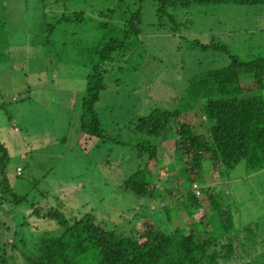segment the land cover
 I'll return each mask as SVG.
<instances>
[{"label":"rangeland","instance_id":"374dc122","mask_svg":"<svg viewBox=\"0 0 264 264\" xmlns=\"http://www.w3.org/2000/svg\"><path fill=\"white\" fill-rule=\"evenodd\" d=\"M138 9L143 15L140 35L115 52L114 64L105 65L108 87L97 111L107 136L87 135L81 116L88 74L102 62L105 40L123 34ZM157 9L155 0H0V142L9 154L7 182L30 199L24 209L15 208L17 214L7 210L12 205L0 204V236L15 233L18 217L26 214L33 228L25 227L18 239L25 253H35L44 237L64 232L57 220L29 217L32 202L44 209L60 207L68 215L94 212L100 223L124 235L141 218L138 213L153 209L164 230L177 222L185 230L204 228L193 219L194 208L184 205L187 195L193 202L194 191L182 159L170 156L159 162L158 167H168L163 175L160 169L140 175L154 184L156 195L174 193L169 200L159 195L157 202L151 194L141 198L124 187L141 166L145 169L132 147L142 135L135 122L155 108L182 111L185 117L192 110L189 81L197 73L229 65L231 55L250 60L264 54V5L193 4L163 14ZM171 14L180 23L178 32L172 30ZM211 42L227 45L230 52L202 47ZM200 118L187 117L196 130ZM208 162L204 170L215 183L217 208L229 209L233 217L234 229L227 233L257 227L239 235V251L250 264H264V168L252 171L241 162L218 182ZM200 198L205 202L207 194L202 191ZM217 208L209 226L214 235L224 226ZM18 253L16 262L22 264Z\"/></svg>","mask_w":264,"mask_h":264},{"label":"trees","instance_id":"16d2710c","mask_svg":"<svg viewBox=\"0 0 264 264\" xmlns=\"http://www.w3.org/2000/svg\"><path fill=\"white\" fill-rule=\"evenodd\" d=\"M155 1L158 3L159 14L193 4L264 5V0ZM142 20V11L138 9L125 24L123 34L106 39L101 53L102 62L95 64L88 74L87 90L82 100L84 112L81 116V128L87 135L101 138L107 136L97 111L102 93L108 87L105 65L114 64L115 52L125 50L130 39L140 35ZM171 20L172 30L178 32L180 23L174 14H171ZM202 47L230 52L227 45L215 42ZM97 52L100 53V50ZM231 58L229 65L207 69L197 73L189 81L187 97L192 102V110L189 111L192 113L187 112L184 117L182 111L155 108L149 114L137 118L134 128L142 135L141 140L132 147L141 161L145 162V169L140 165L141 168L125 180L124 186L141 198H147L151 194V200L158 202L159 195L162 200H169L174 193L171 196L163 193L156 195L154 184L151 185L145 178L140 179V175L144 170L153 172L156 169H160V174L163 175L167 173L168 167L165 164L158 167L159 162L170 156L182 159L189 171L194 191L193 202H190L187 195L183 198L184 205L194 208L192 217L204 224V228L185 230L177 222L172 230H164L156 222L157 210L152 208L154 212L151 214L138 213L141 218L132 225L129 235H124L100 223L94 212L68 215L60 207L50 206L44 209L40 204L36 206L32 202L29 217L37 215L39 218L57 220L64 228L63 234L59 237H44L34 247L37 249L35 253L32 251V254H27L20 250L18 239H23L21 235L22 232L26 233L25 227H33H30L26 214L22 218L19 216L18 229L14 230L15 233L8 234L12 236L11 241L8 236H0V264H19L16 262L19 258L18 251L23 258L22 264H250L251 262H247L248 258H244L239 251V235L257 227L248 225L234 231L232 235L227 233L230 228L234 229L233 217L227 215L229 209L217 208L219 202L215 199L218 198L213 187L215 183L210 184L204 170L209 160V170L213 171L215 180L219 182L221 175L236 168L241 162H246L252 171L264 168V96L261 94L264 90V54L250 60H243L236 55H231ZM248 79L252 80L249 85L245 83ZM2 107L4 106L0 105ZM199 108L201 115L198 113ZM189 114L201 117V129L196 130L192 122L188 121ZM153 137L156 138L155 143ZM0 150L3 153L0 158V187L4 192L0 195V204L6 202L12 205L13 208L7 210L17 214L16 209H24L23 206L30 199L28 195L14 192L7 182L5 169L9 154L1 142ZM168 176L171 178L172 175ZM203 183L208 189L203 188ZM161 187L164 188L163 185ZM170 187L174 186L168 184V188ZM202 191L207 194L205 202L200 198ZM157 205L159 209L162 208L160 204ZM215 208L219 210L216 214L224 222L223 231L218 235H214L213 228L209 227L215 216ZM163 209L169 211L167 206ZM29 228L27 232L31 233L32 229Z\"/></svg>","mask_w":264,"mask_h":264},{"label":"built area","instance_id":"2783aa9c","mask_svg":"<svg viewBox=\"0 0 264 264\" xmlns=\"http://www.w3.org/2000/svg\"><path fill=\"white\" fill-rule=\"evenodd\" d=\"M195 187L197 188V185H195ZM198 193H200V191L198 190Z\"/></svg>","mask_w":264,"mask_h":264}]
</instances>
